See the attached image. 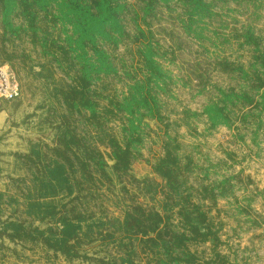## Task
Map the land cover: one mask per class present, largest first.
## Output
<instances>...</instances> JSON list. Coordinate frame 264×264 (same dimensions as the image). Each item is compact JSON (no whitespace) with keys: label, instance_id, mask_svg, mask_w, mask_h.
<instances>
[{"label":"rangeland","instance_id":"obj_1","mask_svg":"<svg viewBox=\"0 0 264 264\" xmlns=\"http://www.w3.org/2000/svg\"><path fill=\"white\" fill-rule=\"evenodd\" d=\"M0 65V264H264V0H0Z\"/></svg>","mask_w":264,"mask_h":264},{"label":"trees","instance_id":"obj_2","mask_svg":"<svg viewBox=\"0 0 264 264\" xmlns=\"http://www.w3.org/2000/svg\"><path fill=\"white\" fill-rule=\"evenodd\" d=\"M26 5H29V6H26ZM26 5H23L25 8H29L32 4H27L26 3ZM73 7H74V9L76 10V11H79V12H83L84 14H86L87 15V18H86V20L84 19V20H78V22H76V23H74V28H75V30L78 32V33H80V40L82 39L84 42H86L87 41V37H85L86 36V34H84L85 32H88V31H90V28H92V24L95 22L94 20L91 22V19H92V17H94V14H93V12H92V10L90 9V6H86V5H81V3H79V2H75L74 3V5H73ZM100 9V11H101V14H103L104 15V17L107 15V14H111V12H109L108 10H109V8L108 7H104V9H101V8H99ZM32 14V13H31ZM100 14V15H101ZM87 19H90V20H87ZM32 24V23H31ZM84 34V35H83ZM137 94V95H136ZM136 94H134V93H132V97H134V96H137V97H141L142 99H143V102L145 103L146 101L148 102L149 101V96H148V94H147V92H146V89L145 88H141V89H138L137 90V92H136ZM19 98V97H18ZM18 98H16V99H18ZM15 100V99H14ZM61 166H63L62 164H60V163H58L57 161H55V165L53 166V167H51V168H47V172H49V178H48V180H49V182L51 183V184H53L55 187H56V189L58 188V186H63L65 183H66V179H65V176H64V172L61 170V171H59V167H61ZM163 166V165H162ZM158 173L162 176V177H164V179H168L169 180V175L167 176V174L165 173V172H163V170L162 169H160L159 171H158ZM63 174V175H62ZM5 195V192H3V191H0V196H4ZM11 196V195H10ZM1 198V197H0ZM1 209V208H0ZM158 214V213H157ZM159 215V214H158ZM195 221V219H194V217H192L191 218V222L193 223ZM197 222H199L197 219H196V223ZM8 225H3L2 224V229H5V227L7 226V227H9V226H11L12 224H14V222H12V224H11V222H9V223H7ZM11 224V225H10ZM58 227H62V229H63V226L64 225H68V224H70V223H67L66 222V220L65 219H59V221H58ZM15 225V224H14ZM154 228V227H153ZM1 229V228H0Z\"/></svg>","mask_w":264,"mask_h":264},{"label":"built area","instance_id":"obj_3","mask_svg":"<svg viewBox=\"0 0 264 264\" xmlns=\"http://www.w3.org/2000/svg\"><path fill=\"white\" fill-rule=\"evenodd\" d=\"M21 95V87L15 76L6 67L0 65V109L4 102L14 100Z\"/></svg>","mask_w":264,"mask_h":264}]
</instances>
